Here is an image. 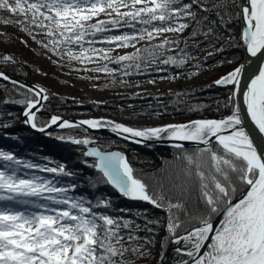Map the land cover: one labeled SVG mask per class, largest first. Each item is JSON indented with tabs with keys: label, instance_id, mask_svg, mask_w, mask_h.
<instances>
[{
	"label": "snow or ice",
	"instance_id": "snow-or-ice-1",
	"mask_svg": "<svg viewBox=\"0 0 264 264\" xmlns=\"http://www.w3.org/2000/svg\"><path fill=\"white\" fill-rule=\"evenodd\" d=\"M197 2L198 0H192L190 4L178 7V0H0V8L23 14L25 20L31 15L29 23L39 28H47L49 36L59 33L63 39L51 41L57 46L77 44L82 47V41L90 33L107 32L110 27H134L131 23L133 21L153 25L151 31L142 28L138 35L106 38L108 43H116L117 47H127L130 42L138 39L151 40L164 32L183 31L187 24L180 23L176 27L171 25L182 17H193L195 13L191 9ZM137 5L143 6L136 7ZM200 7L203 8V5ZM237 7L241 9L237 16H242L245 22L242 40L247 52L252 57L264 55V0H246V3L237 4ZM121 8L130 10L122 12ZM101 14L108 19L88 23ZM157 21L160 22L159 26L154 24ZM169 43L173 42L165 38L155 45V48H163ZM83 51H94L97 55L103 52L102 49L98 52L94 49ZM140 51L138 49L137 54L133 56H120L116 62L135 60ZM69 55L72 59L91 60V57L85 55L75 56L71 52ZM100 58L109 59L107 54ZM3 59L7 61L10 58L5 56ZM161 63L180 65L184 60L169 56ZM243 67H236L215 83L239 85ZM94 70L108 69L105 65L104 68ZM0 78L9 79L2 72ZM43 99L46 100L47 97ZM244 102L252 122L259 132L264 134V64L244 92ZM38 103L29 101L25 112L28 118L26 123H31L33 128H36L37 124L35 112L31 109L36 108ZM58 119L53 116L51 123L56 124ZM79 123L99 128L104 122L85 120ZM241 125L242 119L238 109H234L231 115L220 120H195L187 124L144 129H135L123 124L112 125V131L117 134H130L131 137L144 139H159L167 135L168 138L180 141L210 145V138L214 137L222 149V152H219L208 147L199 149L195 158L187 154L184 157L190 167H195V176L199 180L201 198L207 212L195 217L199 226L187 231L183 236H175L180 224L174 222L171 214L169 215L167 231L174 236L172 242L177 245L183 243V248L177 247L175 252L189 258L181 259L177 264H264V152L257 149ZM59 126L63 128L71 125L68 121H63ZM39 130L44 131L43 128ZM128 138L125 136V139ZM73 142L89 143L86 139ZM176 147L182 145L177 144ZM205 153L210 159L207 170L205 162L201 159ZM85 155L98 158L95 167L103 173L105 182L112 185L122 196L148 201L157 208L163 207V196L154 198L149 194L147 186L134 177L133 169L122 154L101 153L90 149ZM0 160L8 162L3 165V170H0V201L9 202L0 204V264H125L123 256L128 249L123 245L120 230L129 228L131 221L94 212V206L90 202L89 206H85L83 198L68 197L69 188L58 187L54 180L34 174L18 175L21 165L26 169L35 168L49 173L72 175L65 171L63 165L41 167L21 161L6 151H0ZM237 191L241 192V197L233 202ZM42 201H51L54 205L66 207H49ZM15 205H31L43 211H21L17 210ZM101 205L106 208L111 206L110 202L100 199L95 207ZM176 207L181 205L169 204V212ZM214 216H222L218 225L212 222ZM132 251L135 253L140 250ZM140 254L145 253L141 251ZM117 257L121 259L117 260Z\"/></svg>",
	"mask_w": 264,
	"mask_h": 264
},
{
	"label": "trees",
	"instance_id": "trees-1",
	"mask_svg": "<svg viewBox=\"0 0 264 264\" xmlns=\"http://www.w3.org/2000/svg\"><path fill=\"white\" fill-rule=\"evenodd\" d=\"M34 2V0H29ZM192 0H178L176 6L183 7ZM237 4L240 0H198L191 11L193 17H182L172 23L176 27L180 23L187 24L181 32H164L155 39H138L129 43L127 47H117L116 43H108L106 38L117 35H138L142 28L151 31L153 25H144L133 21L134 27L127 25L109 28L107 32L87 35L81 45L51 43L53 39L62 40L57 33L47 35V28H39L29 23L31 15L25 20L23 14L11 13L0 8V23L4 29L0 31V40L6 45L0 51V61L10 55L11 63L1 66L0 69L27 81L35 82L32 78L37 67L26 64L18 59L23 50V38L28 37L37 43V51L43 55L51 53L60 57L62 65L70 66L77 63L81 68L89 69L99 77H108L111 83H122L131 86L135 82L145 79L167 78L175 80L188 79L184 86L176 83L170 89L158 88L153 91H143L134 95H127L120 99H109L103 102H79L75 98L52 93L46 90L47 99L44 100L39 111L35 113L37 127L44 126L53 114L64 116H100L106 115L119 120L152 121L159 119L162 123L170 121H187L196 117L222 118L228 115L233 108L234 85L225 87L215 85L214 80L220 75L234 69L244 58L243 42L241 39V19ZM203 5V8L200 7ZM137 5L136 7H142ZM206 9V10H205ZM130 9L121 8L120 11ZM110 11V10H109ZM113 16L115 14L113 13ZM147 18V17H145ZM108 19L101 14L88 23ZM10 21L5 23L4 21ZM20 21V23H16ZM47 23V22H45ZM159 26L160 22H154ZM195 33V35H193ZM173 43L163 48H155L164 39ZM91 42V43H89ZM131 48L128 51L112 54L111 49ZM84 49L94 51L84 52ZM141 50L138 58L117 63L120 56H133ZM85 55L88 59H72L69 55ZM107 54L109 59H101ZM174 56L184 63L164 64L161 61ZM107 66V71H95ZM139 65V67H137ZM108 85V84H106ZM36 96L26 88L12 82L0 79V151L11 152L21 161L38 164L41 167H58L63 165L66 172L72 175H63L26 169L20 167L18 175H37L54 180L58 187H68V197L83 198L85 206L89 203L94 206L93 211L103 213L120 220L132 222L129 228H121L123 238L125 264H156L164 254L172 235L167 231L169 215L174 222L180 224L175 235L199 224L197 216L206 214L207 209L201 198L200 184L195 176V167L189 166L185 155L194 158L199 149L193 146H170L156 143H130L106 132H96L84 129L81 126H67L47 131H36L27 126L22 116L29 100ZM118 101L129 104L130 110L117 106ZM144 129V124H136ZM87 136L93 138L94 144L101 149L118 148L126 154V160L133 169L135 178L141 180L147 191L154 198L163 196V207L157 208L148 201L133 200L122 196L113 186L105 182L103 174L95 169V160L85 155V144L73 141L84 140ZM214 151L222 152L217 142L211 146ZM207 170L210 159L207 153L201 157ZM8 162L0 160V170ZM191 171V175L189 172ZM75 185V187H71ZM240 193L237 191L236 195ZM31 199V198H29ZM100 199L110 202V207H95ZM49 207L64 208L66 205H54L51 201H42ZM9 202L0 201V204ZM181 207L168 210V205ZM21 211H43L31 205H15ZM126 210V211H122ZM75 211V210H74ZM139 213V215H137ZM158 221V223H149ZM130 237H132L130 239ZM132 249L140 251L133 252ZM145 254L141 255L140 252ZM121 259L120 257L116 258Z\"/></svg>",
	"mask_w": 264,
	"mask_h": 264
},
{
	"label": "rangeland",
	"instance_id": "rangeland-1",
	"mask_svg": "<svg viewBox=\"0 0 264 264\" xmlns=\"http://www.w3.org/2000/svg\"><path fill=\"white\" fill-rule=\"evenodd\" d=\"M3 29L4 25L0 23V31H2ZM22 38L24 47L23 50H21L18 59L22 60L26 64H33L37 67L36 72H34L32 75L35 83L43 87L45 91L48 89L52 93L75 98L79 102H103L109 99H120L124 97V93H126L127 95H134L143 91L157 90L159 87L170 89L174 85V83L171 84L165 78L145 79L141 82H135L131 86H125L122 83H111L110 85L108 77L101 78L96 72L81 68L75 62L70 66L62 65L60 62V57L52 55L51 53L43 55L40 51H37L39 47H37V43L34 40L29 39L28 37ZM5 45L6 43L0 40V51ZM130 49L131 48L111 49L110 52L112 54H118ZM9 56L10 55H8V57ZM10 63L11 59L7 61H0L1 66ZM117 106L120 108L128 109L129 112L133 111L129 109L130 105L125 103L124 101H118ZM100 116L106 117L111 120H118L134 127H136V124H144L147 126L145 128L160 127L164 124L159 119L154 120L153 122H155V125L152 126L150 125L152 121H138L136 119L119 120L111 116Z\"/></svg>",
	"mask_w": 264,
	"mask_h": 264
},
{
	"label": "water",
	"instance_id": "water-1",
	"mask_svg": "<svg viewBox=\"0 0 264 264\" xmlns=\"http://www.w3.org/2000/svg\"><path fill=\"white\" fill-rule=\"evenodd\" d=\"M243 3H246V0H240V4H243ZM240 11H241V9H240ZM240 19H241V39H242V30L245 27V22H244L242 16H240ZM242 42H243V40H242ZM243 48H244V58H243L242 62L239 65H237L236 67H239L241 65H243L244 67H243V71H242L241 76H240L239 85H234L233 93H235V94L233 95V100H234L233 108H232V111L227 116L231 115L234 109H238L239 110V114H240L241 119H242V125L241 126L250 135V138L254 141V144L257 147V149L260 152H262L263 150H262L260 144L252 136V133H251L252 132V127H251V124L249 123V121L246 119V113H245V109H244V106H243V98H244L243 92L246 91V84H247V81H248V75H246L247 66L249 65V63L252 60V56L247 52L246 47L244 46V44H243ZM234 69H232V70L220 75L219 77H217L214 80V83H215L216 80L220 79L223 76H226L228 73L232 72ZM0 72H2L4 75L9 77V79L6 80V81H9V82H12V83L15 82L14 84H17V85H19V86H21L23 88L28 89L29 91H31L36 96V98L34 100H29L31 102H36V101L39 102L37 104L36 108L31 109V111L36 113L37 112V108L40 109V107L42 106V103L45 100V99H43V97H45V96L47 97V93H46L45 89L43 87H41L40 85H38L37 83H35V82L27 81L23 77L16 76V75H14V74H12L10 72H6V71H4L2 69H0ZM0 79L4 80L3 78H0ZM215 85L220 86V87L226 86V85H218L216 83H215ZM41 89H43L44 91L41 92L40 91ZM243 89H245V90H243ZM26 109H27V105L25 106V108L23 110V113H22V116L24 118V122L25 123H26V120L28 119L27 116L25 115ZM53 116H56V117L59 118L56 124H52L51 123V118ZM227 116H225V117H227ZM225 117H223V118H225ZM223 118H214V117L202 118V117H196V118H193V119H190V120H187V121H170V122H168V123H166L164 125L187 124L190 121H195V120H220V119H223ZM85 120H97V121H102L104 123H103L102 127L92 128L89 125H85V124H80L79 123V122L85 121ZM63 121H68L71 126L79 125V126L83 127L84 129L89 130V131H96V132L103 131V132H106L107 134L119 137L122 140L130 142V143H140V144L156 143V144L170 145V146H176L177 144H180L182 146H193V147H197V148H208V147H211L214 142H216L214 137L210 138L211 139L210 145H205L203 143H198V142H194V141H180V140H177V139L168 138L167 135H163V138H159V139L158 138L144 139V138H140V137H131L130 134H117L116 132L112 131V125L113 124H123L125 126L132 127V128H135V129H140V128L127 125V124H125L123 122H120L118 120H111V119H108V118L103 117V116H64V115H61V114H53L49 118L48 122L42 127L33 128L31 126V123H26V124H27L28 127L32 128V129H34L36 131H40L39 130L40 128H43L44 131H47V130H51V129L61 128L59 125ZM109 122H111V123H109ZM225 134H227V133H225ZM125 136H128L129 138L125 139ZM85 139L89 141V143L85 144V153L88 152L90 149H96L97 151H99L101 153H113V152L114 153H120L126 158V154H125V152L123 150H120L118 148H111V149H107V150L106 149H101L96 144H94L93 138L87 136ZM137 141H139V142H137ZM87 157L94 159L95 160V164L98 162V158L97 157H94V156H87ZM95 164H94V167H95ZM95 169L99 170L96 167H95ZM240 197H241V192L238 193L233 198V202H235V200L240 198ZM221 219H222V216H214L212 218V222H213L214 225H218ZM198 226H199V224H196V225L192 226L191 228L187 229L186 231H184V232H182V233H180V234H178L176 236H183V235L186 234L187 231H190L194 227H198ZM173 239H174V236L170 238V242H169L164 254L162 255V257L160 258V260L156 264H168L167 256H168L169 252L171 250H173V249H176L177 246H178L177 244L172 242Z\"/></svg>",
	"mask_w": 264,
	"mask_h": 264
},
{
	"label": "bare ground",
	"instance_id": "bare-ground-1",
	"mask_svg": "<svg viewBox=\"0 0 264 264\" xmlns=\"http://www.w3.org/2000/svg\"><path fill=\"white\" fill-rule=\"evenodd\" d=\"M262 64H264V55H258L257 57H252L251 62L247 66L246 75H248V81L246 84V91H247L248 85L251 82V79H253L258 74L259 68L261 67ZM243 90H245V89H243ZM244 92H243V94H244ZM243 106H244L245 113H246V119L249 121V123L251 124V127H252V132H251L252 136L260 144V146L263 150L262 152H264V134H261L259 132V130L256 128L255 124L252 122L250 116L248 115L247 107H246V104L244 102V98H243ZM177 247L183 248V243L179 244ZM181 259L187 260L189 258L187 256L178 255L175 252V249L171 250L167 256L168 264H177V262Z\"/></svg>",
	"mask_w": 264,
	"mask_h": 264
},
{
	"label": "flooded vegetation",
	"instance_id": "flooded-vegetation-1",
	"mask_svg": "<svg viewBox=\"0 0 264 264\" xmlns=\"http://www.w3.org/2000/svg\"><path fill=\"white\" fill-rule=\"evenodd\" d=\"M243 50H244V48H243ZM167 79V78H166ZM171 84L172 83H174V84H176V83H179V84H181V85H184V86H186L188 83H189V81H188V79H183V78H179V79H175V80H169V79H167Z\"/></svg>",
	"mask_w": 264,
	"mask_h": 264
}]
</instances>
